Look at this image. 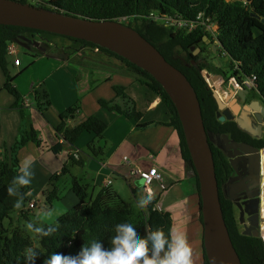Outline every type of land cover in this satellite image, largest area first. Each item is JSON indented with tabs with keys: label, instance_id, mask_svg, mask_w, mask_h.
<instances>
[{
	"label": "trees",
	"instance_id": "1",
	"mask_svg": "<svg viewBox=\"0 0 264 264\" xmlns=\"http://www.w3.org/2000/svg\"><path fill=\"white\" fill-rule=\"evenodd\" d=\"M23 4L33 5L42 9L57 11L53 7V0H15ZM202 12L204 17L209 18L218 26V36L223 50L230 57L229 69H233L235 61L240 62V71L243 74L255 73L257 77V90L264 100V0H63L62 14L75 15L95 20H112L123 22L124 25L136 30L141 36L149 41L162 56L174 67L179 69L188 79L198 98L203 125L210 146L215 175L217 180L218 195L222 216L226 224L232 244L240 258L241 264H264V244L260 237L243 235L240 231L238 218L235 214L233 202L227 194V182L231 175V166L222 149L211 139L210 135H227L230 139L242 134L234 121L220 122L216 116L217 104L212 95L206 78L202 72L209 67L207 50L200 48V53L194 55L192 51L204 43L203 37L207 35L200 27L193 31L177 29L173 25L161 24L159 19L166 17L176 21L179 19H192L197 13ZM254 14V16L251 15ZM124 19V20H123ZM39 34L41 36H57L80 46L97 48L99 52L119 60L129 72L136 76L137 80L152 92L157 94L169 115L171 125L179 138L181 156L187 162L194 174L196 172L191 162L189 151L186 146L181 123L175 106L169 96L154 77L133 64L126 58L113 51L94 44L92 42L58 35L43 30L0 24V68L5 74L4 87L11 94L18 96L17 90L12 84L13 77L9 75L7 63V45L15 42L23 34ZM70 51V50H69ZM180 53L178 56V54ZM97 56V54H95ZM234 73L239 74L238 70ZM224 76L225 72L219 68L216 72ZM116 99L128 101L129 97L123 87L115 86ZM100 100L102 107L124 113L129 118H137L139 113L128 110H120L118 103ZM133 109V108H131ZM76 107H70L60 113L58 131L62 132L64 141L72 144L83 132H92L99 141L103 139L107 124L97 116H89L81 120L71 128H65L67 119L75 118ZM237 132V133H236ZM38 143L35 131H23L17 140L15 148L24 146L26 142ZM264 145V139L259 141ZM91 155L101 152L102 146L95 147L92 142L87 144ZM62 149L61 144L52 147L57 153ZM0 153V264H27L24 253L29 247L36 249L39 255L35 258V264H44V261L53 252L62 255H76L83 244L92 240H99L104 247L110 246V238L114 235V226L122 222H134L138 225L140 234L144 236L156 228L162 229L167 235L171 229V217L167 212H160L148 204L144 210L134 208L132 202L124 201L112 189L108 187H89L82 183L81 179L72 176L71 189L78 197V202L68 211L58 216L52 223H39L37 226L54 231L47 236L31 232L25 233L19 226H14L11 212H18L19 217L26 219V211L22 210L26 203V193L29 186L20 188L23 196V204L20 209L14 207L17 199L9 196L7 188L11 186L13 178L18 175V164L12 157L1 158ZM84 159L79 155L69 157V163L64 164L60 174L69 172V166H83ZM60 174H54L55 181ZM45 201L51 204L56 199V187L45 193ZM199 196L200 220L201 204ZM9 224L6 223L7 220ZM264 236V226H262ZM203 248V264H209Z\"/></svg>",
	"mask_w": 264,
	"mask_h": 264
},
{
	"label": "crops",
	"instance_id": "2",
	"mask_svg": "<svg viewBox=\"0 0 264 264\" xmlns=\"http://www.w3.org/2000/svg\"><path fill=\"white\" fill-rule=\"evenodd\" d=\"M37 37L41 36L25 33L16 40L27 60H19L20 63L15 65L14 57L8 60L12 55L6 57L8 65L15 69V74L9 75L13 77L12 84L18 96L4 87L6 77L0 68L1 158L13 155L18 167L25 158L34 160V174L24 205L26 211L29 210V202H35L36 198L45 199V193L54 187L57 197L53 202L61 205L50 217L57 218L71 209L78 202L71 189L72 176L89 187H106L105 184L110 181L108 188L124 201L132 202L134 208L144 210L148 205L139 207L137 201L147 192L142 180L131 176L130 171L133 168L147 170L155 167L168 185L160 201V212L170 215L171 230L185 234L191 248L192 264H203V225L197 176L181 156L178 135L169 125L170 115L160 97L141 84L115 58L85 46L76 57H73L75 54L42 52L41 45L46 46ZM115 86L124 88L128 101L116 99ZM100 100L116 101L121 111L128 110L139 115L129 118L124 113H116L102 107ZM70 107H76L77 112L75 118L66 120L64 130L94 115L107 124L101 141L94 133L86 131L72 144L63 140L57 127L61 122L60 113ZM31 128L38 143L28 141L24 146L15 148L21 133ZM90 142L95 147L102 146L96 156L91 155L87 148ZM58 143L62 149L55 153L52 147ZM73 151L84 158V165H71L69 172L60 174ZM124 157L128 162L124 161ZM54 174H60L55 181L52 179ZM61 184L64 186L59 189ZM151 189L155 196H159L160 188L156 183ZM15 215L18 220L19 213L15 212ZM42 223L48 224L45 221Z\"/></svg>",
	"mask_w": 264,
	"mask_h": 264
},
{
	"label": "water",
	"instance_id": "3",
	"mask_svg": "<svg viewBox=\"0 0 264 264\" xmlns=\"http://www.w3.org/2000/svg\"><path fill=\"white\" fill-rule=\"evenodd\" d=\"M251 15L254 16V14ZM261 22L264 24V18L261 19ZM0 24L33 28L86 40L113 51L151 74L175 106L196 172L201 200L203 247L208 263L241 264L222 216L214 161L202 121L200 104L192 85L179 69L170 64L157 48L136 30L119 21L64 15L15 0H0ZM205 77L208 79V83L215 88L212 90V95L217 104L216 116L218 120L220 122L234 120L241 130L252 136L260 137L262 122L264 123V108L254 107L251 117L246 116L244 112L239 116L235 115L231 108H234L235 98L233 95L236 94L237 81L234 80L233 87L226 86L225 93L228 94L222 98L216 88L222 87L225 80L219 79L218 75L210 77L208 72L205 73ZM243 92H247V90H239V93ZM235 105L238 106V104ZM234 111L236 112V110ZM222 138L228 150L229 164L234 173L227 183L229 199L235 201L239 210L244 205L243 208L247 211L250 200L246 192L247 185H251V181L246 177L245 181L249 180L250 184L242 186L241 182L237 181L251 167L253 158H256V161L259 159L264 173V149L259 155L258 148L254 146L246 143L239 144L235 141L230 142L227 135H222ZM241 196L244 198L239 203L237 199ZM238 219L243 222V211L240 212ZM255 228L250 226L242 234L258 237L259 233ZM252 230L254 231L252 232Z\"/></svg>",
	"mask_w": 264,
	"mask_h": 264
},
{
	"label": "clouds",
	"instance_id": "4",
	"mask_svg": "<svg viewBox=\"0 0 264 264\" xmlns=\"http://www.w3.org/2000/svg\"><path fill=\"white\" fill-rule=\"evenodd\" d=\"M243 2L248 3V0H243ZM199 13H202V12H199ZM195 16L191 20H193ZM159 20H161L160 21L161 24H164L166 26L173 25L177 29H183V28H178L175 25L176 21L172 20L165 24L164 22H162V19H159ZM183 20H190V19H183ZM215 25H216L215 27L216 28V38H214L210 32L201 29L202 31L207 33V35L203 37V40L204 42H206L205 40H208V42H210L211 52L213 49H215V51L212 53L215 54L217 51H219L221 52V54L228 55L225 52V50H223L219 40L217 39L218 26L216 23ZM196 28H194L193 30H195ZM9 44H13L16 46V41L11 42ZM17 48L19 49V53H20V48L19 47ZM92 49H95L96 51H98L97 48H92ZM8 55H11V54L8 53ZM12 56L14 57V59L17 57L14 55ZM13 63H14V60H13ZM233 66L234 67L232 70L229 69L227 65L225 69L229 71L230 78H228V81H227L229 83V86L233 87L231 86V82L233 84L235 80L238 83V86H236L237 88H235V92H237L238 89H240L239 87L242 86V88L245 90H254L256 93H258L256 74L253 72L248 73V74H243L240 71V66H243V65L238 61H235L233 63ZM234 70H238L240 73L236 74L234 73ZM252 74L256 77V80H255L256 86L253 88H247L246 86L243 85L242 82L248 76ZM203 76L205 77V75ZM212 76L213 75H210V77ZM219 79H223V77L219 76ZM206 81L208 83L207 78H206ZM208 85L210 84L208 83ZM218 89H221V87L216 88L217 92L221 96L222 94L220 91H218ZM220 136L222 137V135ZM75 154L77 155V157H75ZM71 155H73L75 158H78L79 153L77 151H73ZM33 164H34L33 159H30V158L23 159V161L18 167V175H16L13 178L11 186L7 188V193L9 196L17 197L14 203V207L16 209H20L23 204V196L20 193V188L28 186L32 181V177L34 174L32 170ZM108 185H110V183L105 184L106 187ZM263 193H264V190H263ZM153 197H154V194L151 191H148L146 194L141 195V197L137 201L138 206L139 207L147 206L148 204L151 203V201L153 200ZM31 203L33 204L32 207L35 206V202H29L27 209L32 208L29 206ZM152 204L154 205L153 201H152ZM22 210L26 211L25 208H23ZM47 215L50 216L51 213H48ZM261 217H262V222H261L260 232H259L258 237L261 238L264 244V240H263L264 236L261 232L262 225L264 224V196H263L262 206H261ZM26 228L33 233L39 234L40 236L50 235L54 231L53 228H48L47 230H45L44 228L37 226L34 223H27ZM114 233L115 234L112 235L110 238V246L108 247H104L99 240H92V241H89L87 244H83L80 248V251L76 255H62V254L53 252L50 256L47 257V259L44 261V264H192L191 248L188 244L187 238L183 232H180L178 230L170 229L168 234L166 235L162 229L156 228L150 232H147L144 236H142L140 234L139 227L136 223L126 221V222L116 224L114 226ZM38 255L39 253L36 249L32 247L27 248L24 253L27 264H35V258Z\"/></svg>",
	"mask_w": 264,
	"mask_h": 264
},
{
	"label": "flooded vegetation",
	"instance_id": "5",
	"mask_svg": "<svg viewBox=\"0 0 264 264\" xmlns=\"http://www.w3.org/2000/svg\"><path fill=\"white\" fill-rule=\"evenodd\" d=\"M222 71L223 72L226 71V72H225L224 76H222L225 81L223 82L220 90L222 91V95H221L222 98H225L226 94H228V93H225V88H226V86L227 87L229 86V83L227 81H228V78H230V76H229L228 70L222 69ZM216 75H219V74H216ZM219 76H221V75H219ZM231 86H233L232 82H231ZM239 88L240 89H238L236 94L233 95L235 100H234V104H233L234 108L233 109L231 108L232 113H235V115L239 116L240 113L244 112V113H246V116L251 117V115L253 114L252 109H254V107L264 108V100L258 93H256L254 90H247V92L239 93V90L243 89L242 86H240ZM229 100H231V99H229ZM235 104H238V106H236ZM234 110H236L237 113ZM226 121H234V120H226ZM241 132H242L241 136L237 135V137L233 138V139H230L227 136L228 141H230V142L235 141L239 144L246 143V144H249L251 146H254V147L258 148L257 153H259V155H260L262 149H264V145H259V141L264 139V123L262 122V132H261L260 137L252 136L243 130H241ZM222 145H223V147L221 149L229 160V157L227 155L228 150L225 147V143L223 142ZM261 167L262 166L260 165L259 159H258V161H256V158H253L252 163H251V167L247 170L246 174H242L240 177V180L237 181L238 183L241 182L240 183L241 186L243 184L244 185L250 184V183H248V181L249 180L251 181V185H247L248 190L246 192V194L250 200L248 207H247V211L243 208L244 205L242 206V209L239 210L235 205V201L231 200L233 202V205L235 208V214H236L237 218H239L240 212L243 211V216H244L243 222H240L238 220L239 221L238 222L239 227L242 228V229H240L241 232L245 231L250 226L256 227L255 230H257L258 233L260 232V226H261V222H262L261 206H262V200H263V194H264L263 193V190H264V187H263L264 186V173H263ZM231 170H232V168H231ZM233 175H234V173L232 170L230 177H232ZM246 177L249 178L248 181L247 180L245 181ZM243 180H244V182H243ZM227 194L229 197L228 188H227ZM243 198L244 197L241 196L239 199H237V202L241 203L243 201L242 200ZM253 231L254 230H252V232Z\"/></svg>",
	"mask_w": 264,
	"mask_h": 264
},
{
	"label": "rangeland",
	"instance_id": "6",
	"mask_svg": "<svg viewBox=\"0 0 264 264\" xmlns=\"http://www.w3.org/2000/svg\"><path fill=\"white\" fill-rule=\"evenodd\" d=\"M30 1L32 3H36V2H33L35 0H30ZM53 7L57 11L62 12L63 0H53ZM39 36H41V35H39ZM37 38H38V40H41L45 43L46 47H42V45L40 47L42 52L65 53V55H74L75 54V56H73V57H76V54L79 53L80 51H82V48L84 47V46H80L77 44H73V42H70L68 40H64V39L57 37V36H53V37L41 36V37H37ZM205 41L206 42L202 43L200 45V47H197L192 51V53L194 55H197L200 53V50H201L200 48H204L205 50H207V54L209 57V67L207 70L203 71V75H205L206 72H208L210 75H214V74H216L217 71H219V68L220 69H226V65H227V67H229V63H230L229 62L230 61L229 56L225 55V54H221V52H219V51H217L215 54L212 53L210 50L211 49L210 48V42H208V40H205ZM16 47L20 48V44H18V42L16 43ZM33 50H35V49H33ZM35 51H37V50H35ZM176 54H178V56H180L179 55L180 53H176ZM12 57L13 56L8 57V60L12 59ZM17 57L20 60H27L28 59L27 56H24V53L22 52V48L20 49V53ZM8 66H9V68H8L9 74L14 75L15 69L11 66V64H9ZM16 71H17V69H16ZM210 88L214 89V86L213 87L210 86ZM218 91H221V90L218 89ZM221 94H222V91H221ZM209 137L217 146H219L220 148L223 147V145H222L223 140H222L220 135L217 136V135L211 134ZM63 186L64 185L61 184L59 186V189ZM29 187H31V185ZM36 187H38L37 183H36ZM51 187H53V184L51 185ZM45 200L46 199L36 198L35 199V202H36L35 207L26 211V216H27L26 219L18 217V220H16L15 212H11L10 216L14 221V226H19L25 233H28L31 235L32 238H35V235L33 233L31 234V231H29L26 228L27 223H32L33 221H37L39 223H42L43 221H45L47 223L54 222L56 217L54 219H52L53 217H50V216L53 215L54 213H56V210H58V206L61 205L60 203L58 205V202H52L51 204H49ZM64 202H66V200ZM53 203H54V205H52ZM48 213H51V215L50 216L47 215ZM47 216L49 218H47ZM41 220H42V222H41ZM6 223L9 224L10 221L7 220ZM239 228L242 229L241 227H239Z\"/></svg>",
	"mask_w": 264,
	"mask_h": 264
},
{
	"label": "built area",
	"instance_id": "7",
	"mask_svg": "<svg viewBox=\"0 0 264 264\" xmlns=\"http://www.w3.org/2000/svg\"><path fill=\"white\" fill-rule=\"evenodd\" d=\"M170 21L172 20L167 17L164 20H162V22H164L165 24ZM175 25L178 28H183L186 31H192L194 28L199 26L201 27V29L210 32L211 35L214 38H216L215 23H213V21L210 20L209 18L204 17L202 13H198L193 20H183V19L176 20ZM7 51L9 54L14 55V56H17V54L19 53V49L13 44L8 45ZM14 64L16 65L19 64V60L17 59V57L14 59ZM255 80H256V77L252 74L248 76L242 83L247 88H253L256 86ZM75 157H77L76 154H75ZM123 159L125 162H128V159L126 157H124ZM130 175L138 176L142 180L143 186L146 192L151 191L153 193L151 186L154 183H156L159 186L160 194L159 196H155V194L153 193L154 197L152 201L154 202L153 207L157 210H160L161 198L163 194L168 190V187H167V184L165 182V178L163 177V175L155 167H150L147 170H140V169L133 168L130 171ZM109 183L110 181H107V184ZM29 206L32 207L33 204L31 203Z\"/></svg>",
	"mask_w": 264,
	"mask_h": 264
}]
</instances>
